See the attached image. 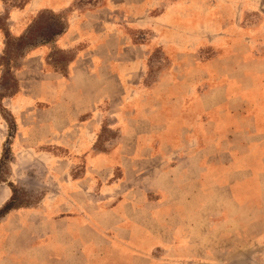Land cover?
Returning a JSON list of instances; mask_svg holds the SVG:
<instances>
[{"label":"rangeland","instance_id":"rangeland-1","mask_svg":"<svg viewBox=\"0 0 264 264\" xmlns=\"http://www.w3.org/2000/svg\"><path fill=\"white\" fill-rule=\"evenodd\" d=\"M60 25V35L39 44L47 26ZM27 34L33 45L17 47ZM193 101L219 104L205 111ZM225 101H246L231 108L264 131V0H0V210L14 208L0 218V264L47 256L29 250L27 235L14 237L20 224L40 227L41 217L19 222L16 213L59 214L52 205L65 201L72 179L99 181V153L150 139L156 150L176 146L193 113L201 147L213 133L247 127ZM193 219L207 226L204 213ZM244 219L247 237L235 232L237 221L206 235L214 260L264 264V241L253 239L264 235V220ZM162 222L157 214L152 228Z\"/></svg>","mask_w":264,"mask_h":264},{"label":"crops","instance_id":"crops-1","mask_svg":"<svg viewBox=\"0 0 264 264\" xmlns=\"http://www.w3.org/2000/svg\"><path fill=\"white\" fill-rule=\"evenodd\" d=\"M91 74L97 79L98 69ZM237 102L247 104L225 101V106L229 116L245 119L247 127H230L225 136L213 133L203 147L195 130L200 117L193 113L182 119L176 146L163 142L156 150L150 139L137 141L127 153L119 146L96 155L92 168H98L99 181L89 176L72 179L63 194L65 201L52 205L59 214L41 209L16 213L19 222L41 217L40 227L20 224L14 237L27 235L29 250L47 256L22 255L11 264H227L213 259L214 248L205 242L206 235L215 233L221 223L237 221L240 229L235 232L247 237L244 216L264 220V131L243 116V110L231 108ZM218 104L191 103L205 111ZM135 137L139 139L136 133ZM238 138L246 142L240 144ZM214 152L217 156L211 158ZM119 168L121 178L115 175ZM218 191L225 195L220 197ZM189 209L191 218L185 212ZM199 212L205 214V229L193 219ZM173 213L177 223L171 221ZM157 214L163 222L153 229ZM9 216L3 218L7 223ZM262 234L253 238L259 244Z\"/></svg>","mask_w":264,"mask_h":264},{"label":"trees","instance_id":"trees-1","mask_svg":"<svg viewBox=\"0 0 264 264\" xmlns=\"http://www.w3.org/2000/svg\"><path fill=\"white\" fill-rule=\"evenodd\" d=\"M55 27H57V25H54ZM50 26H47V29H49V33L48 35H50V37L48 36V38H44L41 37V40L39 41V44H48L51 41H53V39L55 37H57L58 35H60L63 32V26L60 25L59 30L58 31H54L53 29L49 28ZM42 28V27H41ZM33 39V38H32ZM30 35H23L21 37H19L16 41V45L19 48H23L26 45H33L31 42L32 41ZM14 209L13 205L11 203H7L5 206H3V208L0 210V218L3 217L6 213H8L10 210Z\"/></svg>","mask_w":264,"mask_h":264}]
</instances>
